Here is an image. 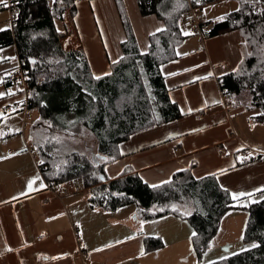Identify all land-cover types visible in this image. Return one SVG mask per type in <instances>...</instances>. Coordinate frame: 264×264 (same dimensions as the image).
I'll return each mask as SVG.
<instances>
[{
  "label": "crops",
  "instance_id": "0c3cea01",
  "mask_svg": "<svg viewBox=\"0 0 264 264\" xmlns=\"http://www.w3.org/2000/svg\"><path fill=\"white\" fill-rule=\"evenodd\" d=\"M8 1L0 0V32L12 29ZM123 3L138 49L145 53L149 36L164 24L154 15L141 16L135 0ZM75 8L72 39L70 43L63 39L61 46L82 49L91 75L105 76L121 58L125 39L114 0L77 1ZM80 12L85 14L80 16ZM221 16L202 20L207 23ZM241 43L237 30L182 42L183 52L176 49L178 58L160 67L169 98L181 117L121 142V158L104 169L108 180L129 168L153 187L194 163V179L214 176L240 205L264 196V125L243 116L242 109H230L219 87V79L240 62ZM20 66L14 44L0 49V264H208L247 249L242 242L247 221L243 210L223 216L198 262L191 245L193 229L185 220L168 215L143 221L140 208L134 221L124 220L117 216L120 212H109L123 207H91L90 187L83 183L71 186V182L55 185L49 181L32 147L31 128L38 115L31 123L26 120L31 111L24 110L28 91H17L9 79ZM85 133L93 137L81 122L74 132L62 131L79 139ZM66 187L71 189L65 191ZM135 210L129 211V218ZM146 238H158L161 247L146 251Z\"/></svg>",
  "mask_w": 264,
  "mask_h": 264
},
{
  "label": "trees",
  "instance_id": "16d2710c",
  "mask_svg": "<svg viewBox=\"0 0 264 264\" xmlns=\"http://www.w3.org/2000/svg\"><path fill=\"white\" fill-rule=\"evenodd\" d=\"M77 1L81 0H16L15 23L11 30L0 32V49L14 44L26 70L27 103L38 115L36 126L51 122L67 132L64 116H76L94 136L97 157L102 160L93 162L78 153L54 155L34 136L42 172L55 185L81 178L83 185L90 187L91 207L115 210L136 203L143 220L168 215L185 220L193 229L191 245L199 261L209 249L223 216L243 210L247 221L242 242L250 247L208 264H264V199L240 205L214 176L194 179V163L157 187L144 183L129 168L113 180L105 175V167L121 158V142L181 117L169 98L160 67L178 58L176 49L186 38L181 33L179 17L188 11L189 3L197 5L198 0H182V7L171 17H166L164 11L173 6V0H135L142 16L154 15L164 24L162 30L149 36L145 53L138 49L123 0H114L125 35L120 46L122 56L110 65L109 74L99 78L91 75L82 49L61 46L69 30L61 23L66 12L73 18ZM214 1L221 0L208 3ZM237 2L235 10L207 22L209 27L203 37L240 32V62L234 71L219 79V87L227 98L240 99L246 94L248 101L243 110L257 109L250 119L264 125V7L257 9L264 0ZM161 245L158 238L144 241L146 251Z\"/></svg>",
  "mask_w": 264,
  "mask_h": 264
},
{
  "label": "rangeland",
  "instance_id": "374dc122",
  "mask_svg": "<svg viewBox=\"0 0 264 264\" xmlns=\"http://www.w3.org/2000/svg\"><path fill=\"white\" fill-rule=\"evenodd\" d=\"M81 1H89V0H81ZM208 1L202 5H198V2H197V5H193L190 3L191 6H194L197 8L196 17L200 20H202V19L207 20L208 18L214 19L216 17L221 16L222 14L228 13L232 9H236L238 6L237 0H226L225 2H222V3H213V4L208 3ZM205 4H209V5L206 6ZM182 5H183L182 0H173V6L171 8H167L164 11V13L166 14V17H171L173 14L175 15L176 14L175 12L178 11L182 7ZM204 5L206 7H202ZM263 7H264V4H262L261 7H257V9H260ZM84 14H85V12H80V16H82ZM86 14H87V12H86ZM77 15H78V9L77 8H75V10H74V14H73L72 19L69 18L68 12H66V15H65L66 18L63 22L66 25V27L69 29L67 36L64 38V40H66V42L70 43V41H68V40L72 39V37H71V35H73V33H72L73 25L72 24H73L74 18H76ZM160 21H162V20H160ZM63 23H61V24H63ZM75 26H76L77 32L79 33L80 26H79L78 22H75ZM179 27H180L181 33L184 36H186L185 40L183 41L184 44H186V42H188L189 38L195 39V37L196 38L198 37V36L193 35V33L191 32L192 23H191V18L189 15V10L187 12L181 13V15L179 17ZM138 35H139V32H138ZM99 41H100V38H99ZM66 47L68 48V45H66ZM66 47H64V48H66ZM179 48L182 51L183 47L181 46V47H178L177 49L179 50ZM176 54L178 55V53H176ZM228 100L230 102V109H232V110L242 109L243 110V105H244V103H246L248 101V97L246 94H243L240 97V99L228 98ZM256 113H258L257 109L252 108L248 111H245L243 116L249 117V116L255 115ZM9 116H11V115H9ZM35 117H37V113L34 110H31L30 113L28 114V117L26 118V120L27 121L29 120V123H31V121L34 120ZM37 122H38V120L34 121L33 126H32L33 129L31 128V130L33 131V134H35L34 136L36 137V140H38V142H40V143H44L45 146H47L54 155L60 156V155H68L71 153H78L80 155H85L90 161L98 162V163L102 162V160L97 157V151L95 149L96 148L95 146L97 143H96V140H95L93 135H92L93 137H91V135L89 136V135H86L87 133H85L86 137H83V139L73 138V137H70L67 135H62V130L59 127L53 126V124L51 122H48V123L41 122V123H39V125L36 126ZM63 123H64V125L67 124L69 132L76 131V129L79 128V126H80L79 119L76 116L70 115V114L64 116ZM32 147L35 149L34 143H32ZM34 151H35L34 154L36 155L37 160L38 161L41 160L36 149ZM96 160H98V161H96ZM107 166H109V165H107ZM82 183H83L82 179L77 178V179L73 180L71 182L72 185L71 184L70 185L71 186H73L75 184L82 185ZM262 199H264V196H262L261 198H258L259 201ZM255 200H257V198ZM255 200H253V201H255ZM244 201L247 202V200H244ZM137 208H139V206L136 203H130L128 205L123 206V208H121V209H118L116 211H109V212H120V213H118L119 215H117L118 217H123L124 220L127 219L130 221H134L136 219V216H138ZM134 209H136L135 212H133L129 218V215H128L129 211H133ZM110 224L113 226L114 229L117 227L114 225L113 222H110ZM150 226H152V225H150ZM147 231H150V230H147ZM246 246H247V248L250 247L248 245H246ZM197 261L199 262L198 259H197Z\"/></svg>",
  "mask_w": 264,
  "mask_h": 264
},
{
  "label": "built area",
  "instance_id": "2783aa9c",
  "mask_svg": "<svg viewBox=\"0 0 264 264\" xmlns=\"http://www.w3.org/2000/svg\"><path fill=\"white\" fill-rule=\"evenodd\" d=\"M207 1L208 0H198V5H202ZM7 8L9 9V18L11 25L13 26L17 16L16 0H9L7 4ZM188 10L192 23L191 32L196 36L202 37L204 32L207 31L209 26L207 25L206 22H203L202 20L196 17L197 8L191 6L190 3L188 6ZM9 79L12 82V86H14V88L17 91H22V92L28 91V77L26 75V70H24L22 66H20L18 70L14 72L13 75L9 76ZM24 110H28L26 101L24 103ZM48 186L50 187L51 184L48 183ZM70 189H71L70 187H66L65 191H69ZM79 255L83 257L85 254L84 252H81Z\"/></svg>",
  "mask_w": 264,
  "mask_h": 264
},
{
  "label": "snow or ice",
  "instance_id": "6c2138e0",
  "mask_svg": "<svg viewBox=\"0 0 264 264\" xmlns=\"http://www.w3.org/2000/svg\"><path fill=\"white\" fill-rule=\"evenodd\" d=\"M97 78H99V77H97ZM9 95L11 94V93H8ZM0 95H3V94H0ZM28 187H29V189H31L32 188V182H30L29 183V185H28ZM153 187H157L156 185H153ZM239 195H245V193H240ZM248 195H251V193H249ZM233 198H236V195L234 194V196H233ZM194 235H195V233H194ZM257 245H255V244H253L252 245V247H256Z\"/></svg>",
  "mask_w": 264,
  "mask_h": 264
},
{
  "label": "water",
  "instance_id": "95a60500",
  "mask_svg": "<svg viewBox=\"0 0 264 264\" xmlns=\"http://www.w3.org/2000/svg\"><path fill=\"white\" fill-rule=\"evenodd\" d=\"M62 47L64 48L65 46H64V45H62Z\"/></svg>",
  "mask_w": 264,
  "mask_h": 264
}]
</instances>
